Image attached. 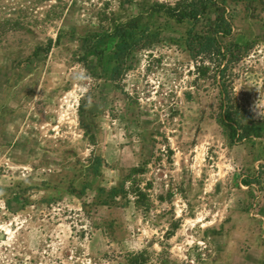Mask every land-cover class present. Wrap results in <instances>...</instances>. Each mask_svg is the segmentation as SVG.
Wrapping results in <instances>:
<instances>
[{
  "label": "rangeland",
  "instance_id": "1",
  "mask_svg": "<svg viewBox=\"0 0 264 264\" xmlns=\"http://www.w3.org/2000/svg\"><path fill=\"white\" fill-rule=\"evenodd\" d=\"M180 1L0 0V264H264V0Z\"/></svg>",
  "mask_w": 264,
  "mask_h": 264
},
{
  "label": "trees",
  "instance_id": "2",
  "mask_svg": "<svg viewBox=\"0 0 264 264\" xmlns=\"http://www.w3.org/2000/svg\"><path fill=\"white\" fill-rule=\"evenodd\" d=\"M153 11H162L164 14L175 18L178 22L189 20L192 22L193 26L198 23L199 20L206 19L208 23H211V31L204 36L192 34V31H190L187 41L188 50L194 56L200 53H212L218 55L221 58L220 61L225 59L226 53L222 51V46L218 40L219 36L225 37L231 33V21L226 13L224 0H185L180 1L175 4V6L158 4L153 8ZM114 31L112 35L118 38L117 46L120 55L130 52L136 47L140 37H137L138 26L135 22H122L121 25L116 26ZM225 66L226 64L219 70L220 73L222 72L224 74ZM218 67H220V63ZM222 87L223 89L221 92L224 95V93H226L224 89L225 86L223 85ZM226 117L227 119L230 118L228 112L226 113ZM227 125L232 139L249 135V131L242 130L243 132L241 133L238 132L236 126L230 123ZM116 194V188L109 190L108 194H106L105 201L107 202L110 200L115 203ZM131 264H143V261L137 254L133 256Z\"/></svg>",
  "mask_w": 264,
  "mask_h": 264
}]
</instances>
